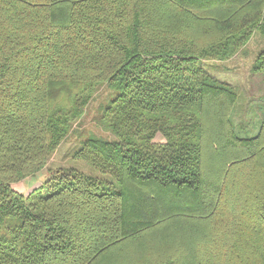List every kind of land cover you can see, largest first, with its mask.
<instances>
[{
  "label": "trees",
  "instance_id": "1",
  "mask_svg": "<svg viewBox=\"0 0 264 264\" xmlns=\"http://www.w3.org/2000/svg\"><path fill=\"white\" fill-rule=\"evenodd\" d=\"M255 34L264 0H0V264H264V123L207 70ZM104 86L74 158L108 179L15 191Z\"/></svg>",
  "mask_w": 264,
  "mask_h": 264
},
{
  "label": "rangeland",
  "instance_id": "2",
  "mask_svg": "<svg viewBox=\"0 0 264 264\" xmlns=\"http://www.w3.org/2000/svg\"><path fill=\"white\" fill-rule=\"evenodd\" d=\"M263 50L264 38L255 34L243 53L228 62H211L207 68L213 78L229 85L238 93L239 100L231 120L237 136L242 138L255 137L264 123V73L254 72L257 58ZM117 95L118 92L104 86L89 105L82 126L79 125L76 132L61 144L47 168L33 178L13 184V189L22 194H29L47 183L57 170H77L94 179H108L91 165L75 160L74 155L85 137L81 134L83 130H96L98 118Z\"/></svg>",
  "mask_w": 264,
  "mask_h": 264
}]
</instances>
